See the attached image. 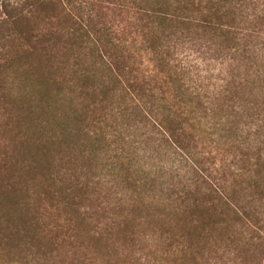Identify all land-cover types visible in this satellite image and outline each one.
<instances>
[{
  "label": "trees",
  "instance_id": "trees-1",
  "mask_svg": "<svg viewBox=\"0 0 264 264\" xmlns=\"http://www.w3.org/2000/svg\"><path fill=\"white\" fill-rule=\"evenodd\" d=\"M37 3L36 75L0 78V194L63 229L0 208V264L192 262L218 236L264 264V0Z\"/></svg>",
  "mask_w": 264,
  "mask_h": 264
},
{
  "label": "rangeland",
  "instance_id": "rangeland-1",
  "mask_svg": "<svg viewBox=\"0 0 264 264\" xmlns=\"http://www.w3.org/2000/svg\"><path fill=\"white\" fill-rule=\"evenodd\" d=\"M32 1L33 0H0V55H4L3 58L0 57V78L6 77V79H12L13 77L18 76V78L24 79L36 75V73L30 69L28 58L21 55V57H18L15 48L21 42H24L25 45H31L33 43L36 45L39 43L41 45L43 41L40 40L39 34L48 27L45 22L46 16L53 12L54 8H52L49 3L39 5L37 3V5L35 4L32 6V4H30ZM8 50H12L13 53L6 54V51ZM2 92L6 94L9 90H2ZM60 166H62V163L57 161L56 165H49L48 168L50 171H57ZM23 190H20L19 192L14 191L13 194L15 198L12 197V192L3 191L4 193L0 194V208L4 212L10 211L12 216H21L24 204L23 201L26 200L28 201V205L26 206L28 214L27 218H31L33 215H41L43 218L40 219L39 224L44 225L47 223L48 226H46V228L49 235L52 236L61 233L60 230L63 229V227L60 226L62 225L61 219L59 217L57 218L55 214L51 215L48 212H44L43 215L38 213L36 208L37 201L27 198L25 190ZM1 191L2 190H0V192ZM12 198L14 202L10 201ZM16 201L19 202L14 204ZM50 212L53 214L52 210ZM19 221L23 220L20 219ZM4 224H0V230H4ZM179 230L180 229H177V231ZM63 236V233L55 236L57 237L55 241H61ZM156 238L154 241L142 242V246L145 247L144 252H148L150 249L151 246L149 243H155L154 246L156 245L158 248H162L169 242L167 240L163 241L162 238ZM204 240H200L198 243V246L201 248H199L197 258L190 259L192 262L177 260L174 258V254L162 256L156 253L153 255L147 254L145 259L143 257L140 260V264H152L148 258L153 256L157 258V261L159 260V262H162L161 264H234L231 260V255L223 250V245L225 243L223 236H218L215 241L214 239L209 240L208 242ZM44 249L45 248L42 247V250Z\"/></svg>",
  "mask_w": 264,
  "mask_h": 264
}]
</instances>
